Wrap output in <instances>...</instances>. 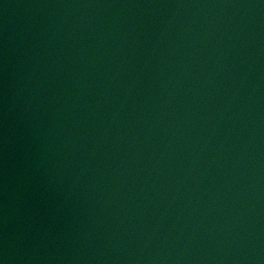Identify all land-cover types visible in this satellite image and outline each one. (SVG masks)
Instances as JSON below:
<instances>
[{
    "label": "water",
    "instance_id": "95a60500",
    "mask_svg": "<svg viewBox=\"0 0 264 264\" xmlns=\"http://www.w3.org/2000/svg\"><path fill=\"white\" fill-rule=\"evenodd\" d=\"M0 264H264V0H0Z\"/></svg>",
    "mask_w": 264,
    "mask_h": 264
}]
</instances>
